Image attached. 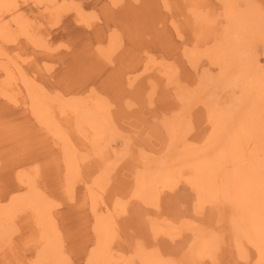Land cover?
Returning <instances> with one entry per match:
<instances>
[{
    "label": "rangeland",
    "instance_id": "1",
    "mask_svg": "<svg viewBox=\"0 0 264 264\" xmlns=\"http://www.w3.org/2000/svg\"><path fill=\"white\" fill-rule=\"evenodd\" d=\"M55 1L59 2V6L65 3V1L74 3L75 6L70 7L67 3V6H64V10L54 11L53 15H51V12L46 10L43 5L39 4L41 6L39 7L35 0H19L17 7L18 14H22L24 19L26 18L25 20L29 22L31 32L33 31L32 33L35 35V38L39 36L37 39L45 41L43 42L45 46L36 47L31 45L24 35L14 36L16 40H10L11 38H9L6 41L7 43L4 41V44L0 41V51L5 53L4 55H0L1 86L3 85L2 77L6 78L5 74L9 72L6 68L13 69L15 64L11 62L15 59L23 66L27 77L33 78L49 94L61 95L64 100L73 97L72 100L69 99L73 102L78 101L75 97L77 96L79 100L84 98L83 101L87 100L88 102L95 103L99 100L95 94L97 93L98 97H102V100L108 106H111V108L109 106V112L114 117L115 127L111 128L113 131L111 136L113 138L110 141L111 147L109 151H105L104 155L97 156L94 154L93 149H91L92 146H90L89 142L85 141L84 145L82 143L83 139L77 133L72 135L76 145L80 149L82 148L83 152L85 151L83 155L85 154L84 156H87V158L82 163L81 159L83 157L79 155L78 158L80 159L78 160L83 167V174L80 177L81 180H77L78 183L75 185L73 194L67 193L66 180L68 174L66 173L67 165L64 164V155L61 153L62 144L33 115L24 84H20L17 81L12 82L8 91L11 94L18 91V95L12 94L8 99L0 94V204L6 205L9 203L18 191L20 194L26 193L27 195L30 182L34 189L37 188L40 192L42 191L43 194H46L47 197L50 196L48 198L53 204H56L52 208V214L57 219L56 222L61 232V238L63 237V248L69 259L71 258L70 262L72 264H87L89 252L95 246L97 239V233H94L93 227L95 216L92 213L93 209L91 206L93 201L90 193L91 187L94 188V182L97 178L95 175L99 172H104V170H106V173L111 171L110 175L109 173L107 174V184L110 183L109 186L120 184L119 188H121V191H118L120 194L124 193L122 196L124 199H127L131 190L129 185L132 184L131 179H128V177L133 175L141 166L140 157L143 155L142 152L144 151L153 156H162L163 152H166L170 138L167 135V126L165 124L170 119H175L177 108L181 104L186 105L185 112L190 113L188 116L191 119L190 123L193 124L191 128H194L189 133V140L203 143L206 139L211 126L209 120H207L208 112H206V104L194 103L195 98L193 100L192 97L194 94L196 95V89L193 87L201 86L203 83L207 85L208 80L206 81V79L216 77L220 72V66L213 63L214 54L212 55L210 51V47L215 39H211L208 34L209 26H212L211 24L214 21L218 20V22L224 23L223 17L226 6L224 5V1L220 0ZM235 2H238L239 6L244 4L243 0H235ZM257 2L264 10V0H257ZM79 6L88 16L90 13L93 14V18L91 17L86 20L87 24L85 23L86 21H82L77 16L76 8ZM198 14H201L200 16L203 17L201 18ZM197 15L199 16L198 20H196ZM3 16L1 23L16 27L10 13H5ZM206 26H208L206 36L204 33L202 35L203 38H199L197 31H202ZM112 35L113 38L110 40L109 38ZM251 40L243 48V53L246 55V59H250L249 65H254V69L264 73V43L262 41L259 42V39L255 38ZM113 42L115 44L119 42V44L116 46ZM103 52L106 53L104 54ZM192 52L196 55L193 62L198 63L193 64L191 61L193 64L191 66V63L188 61L192 58ZM17 54L21 56L19 57ZM190 54L191 56L188 57ZM9 55L10 57H8ZM207 55L208 58L210 57L209 60L207 59ZM19 58L23 60L21 61ZM25 59H27V62L24 61ZM151 61L153 64H151ZM156 62L160 64L158 65ZM195 65L198 66L194 67ZM144 66L149 68V71H145L146 68ZM164 68H170L171 70L167 71ZM197 71L198 74L196 73ZM252 71L254 72V70ZM168 72H173L171 73L173 78L175 73V77L179 74L176 78L178 80L177 84L175 78L176 81L169 80V84L172 86H169L168 83L166 84L168 82L166 77L167 74L169 75ZM216 73L217 75H215ZM128 80H131L129 81L130 83L135 82L129 85ZM180 83H182L181 87L179 86ZM183 83H186V89ZM230 88L226 90L232 94L235 92V94L239 93L238 89ZM178 90H183L182 92H186L185 95L187 96L181 94L182 92ZM89 92L91 95H89ZM207 92L205 93V97L204 94L202 96L205 99L208 98ZM217 92L220 94L221 90H217ZM176 95H184L187 100L185 98H182V101L178 100L179 98ZM231 97L233 96H228L227 100ZM67 101L65 100V102ZM102 103L104 104V102ZM189 109H191V112ZM56 113L59 122L65 121L66 117L61 115L59 109H56ZM168 119L169 121H167ZM193 119L194 122H192ZM120 128H123L120 130L121 132L119 131ZM114 138L117 140H114ZM126 138L132 139L130 141L131 145H124V141L127 140ZM129 146L131 149L130 153L123 160L119 161L120 163L116 162L114 160V152L123 151ZM113 147L115 150H113ZM141 149H143L142 152ZM106 165L109 167H105ZM186 174L189 175L187 171L184 173V176ZM29 177L33 180H30ZM177 187L173 191L166 189L161 194L158 206H146L147 204L137 201L134 204H127L130 205L129 208L133 206L136 207L135 209L140 210L142 215L139 218V226H134L133 223L127 222L130 218L128 213L126 215H122V211L119 213L115 219L116 225L129 224L130 230L128 229L126 233L120 232L118 234L120 236H117L112 242L111 245L115 248L113 251L114 259L120 255L117 260L125 261L124 257H129V254L131 256L135 248L134 244L141 241L138 240L139 238L148 240V249H160V252L164 255L174 258H178L180 254L179 257H183L182 253L190 245L189 242L192 236L190 231H184L181 238H176L173 241L169 238H163H166V236H157L156 238L150 227L151 223L163 221L162 219L165 218L173 219L176 223L184 222L189 218L190 222L194 220V223L199 224L203 228L206 227L205 229H210L212 226V229L216 230V234L220 237L219 243L221 242L217 253V256L220 258L219 264H254L256 258L252 247L248 248L249 258L247 260L241 259L238 257L236 251L230 249L229 246L233 245L229 238V233L227 234V231L229 232L228 223L224 221L219 222L221 211L211 206H205L206 208L201 209L197 202L198 197H196V192L184 180L180 181ZM69 194H72L71 197ZM193 204H196V206ZM121 205L123 207L126 204L123 203ZM2 224L3 220H0V225ZM6 224L10 228L6 232L7 234H2L0 230V264H32L33 260L37 257L39 248L45 245L43 243H46L45 238L41 236V228L34 210L25 207L21 211H18V213L16 212L15 218L10 222H6ZM90 238H92L91 241L89 240ZM227 238L229 241L226 240ZM224 240L228 242L226 243ZM121 253L126 255H122ZM121 255L124 258L122 260ZM201 264L211 263L204 261Z\"/></svg>",
    "mask_w": 264,
    "mask_h": 264
},
{
    "label": "bare ground",
    "instance_id": "2",
    "mask_svg": "<svg viewBox=\"0 0 264 264\" xmlns=\"http://www.w3.org/2000/svg\"><path fill=\"white\" fill-rule=\"evenodd\" d=\"M35 1L38 3V5H43L46 10L50 11L51 15H53L54 11L57 12L64 10V6H67V3L70 7L75 6L74 3H69L66 1L63 4H60V6L58 5L59 2L55 0ZM220 1H224V5L226 6L223 17L224 23H220L218 22V20L214 21L211 24L212 26H209L208 34L210 35L211 39H215L214 43L210 47L211 49H209L212 55L214 54L213 63H216L220 66V72L218 75L217 73L215 74L217 75L216 77L206 79V81L208 80V86L203 83L201 84V86L199 85L198 87H193L196 89V95L194 94L195 97L194 95L192 97L193 100L195 98L194 103H202V105L204 103V105H207H205V107L207 108L206 112H208L207 120H209L211 126L209 128V133L206 139L203 141V143H198L196 141H192L191 139L189 140V133L194 128H191L193 124L190 123L191 119H189L188 116L190 113L185 112L186 105L181 104L177 108L175 119H170V121L168 119L167 121L169 122H166L165 124L167 126L166 131L168 132V134H166L169 135L168 137L170 138V142L166 152H163L162 156H153L152 154L149 155L144 151L142 152L143 149H141V152L143 153V155L141 154L142 156L140 155L142 164L140 167L137 166L139 168L135 171V173L128 177V179H131L132 184L129 185L131 190L127 199L123 198L122 195L124 193H119V191H121V188H119L121 186L120 184H112V186H109L110 183L107 184V174L109 173L110 175V170V172L108 173H106V170H104V172H99L95 175L97 178L94 182V188L90 186V193L93 201L91 206V208L93 209L92 213H94L95 216V223L93 227L95 231L94 233H97V239L95 246L91 249V252H89L90 254L88 256L87 264H201L204 261H207L211 264H219L220 258L217 256V253L220 248L219 245L221 244V242L219 243L220 237L216 234V230H213L212 226L211 228L209 227L210 229H205L206 227L203 228L199 224L194 223L193 219V221L190 222V220H188L189 218L185 220L189 222L184 221L181 223H176L173 219L165 218L162 219L163 221H155L151 223L150 227L152 229V233L154 234V236H156V238L157 236H166V238H163H169L173 241L176 238H181L184 231H190L192 234L191 241L189 242L190 245H188V248H185L186 250L184 251V253H182L183 257H179L181 255L180 253L178 258H174L169 255H164L162 252H160V249H148V240H144L142 238H139L138 240L141 241H136L137 243L134 244L135 248L133 246L134 251L133 253H131L132 255L130 256L129 254V257H124L125 261H119V259L117 260L120 255L115 259L113 257V251L115 250V248L112 247V242L120 232L126 233L130 228V225L126 223H123V225L121 226L116 225L115 219L117 218L119 213L121 211L123 213L122 215H126L128 213V215H130V218L127 222L133 223L134 226L140 225L139 218L140 215H142L140 213V210L135 209L136 207L133 206L129 208L130 205L127 204H134V202L137 201L147 204L146 206H158L161 200V194L166 191V189H170L173 191V189H175L178 186L179 182L182 180L189 184L196 192V197H198L197 202L199 203V207L201 209H203L205 206H211L221 211V216L219 215V222L224 221L225 223H228L229 232L227 231V234L229 233V238L231 239L233 245L229 246L230 249L232 251H236L238 257H240L241 259L247 260L249 258L248 248L252 247L254 249V256L256 258L254 264H264V73L259 72L257 69H254V65H249L250 59H246V55L243 53V48L250 43L249 40L251 39H259V42L262 41L264 43V10L258 4L257 0H243L244 4L242 6H239L238 2H235V0ZM18 2L19 0H0V41L4 44V41L6 42L7 40H9V38H11L10 40H16L17 36L24 35L26 40L30 42L31 45L36 47L45 46V44H43V42L45 41H39L37 39L39 36L35 38V35L32 33L33 31L31 32L29 22L25 20L26 18L24 19V17H22V14H18ZM165 3L167 4V2ZM40 5L39 7H41ZM76 9L77 16L82 21H86L91 17L93 18V14L90 13V15L88 16L87 13L80 8V6ZM5 13H10V16L13 17L12 19L15 22L16 27L7 26L4 23H1V20L4 17L3 15ZM193 13L195 14L194 11ZM198 15L196 20H198V17L201 14L199 16ZM204 16L206 15L204 14ZM85 23L87 24V21ZM207 29L208 26L203 28L202 31H197V35L199 36V38H203L202 35L204 33L206 36ZM14 36L16 37L14 38ZM111 38H113V35L109 39L111 40ZM113 40L115 41V39ZM118 44L114 43V45L116 46ZM111 51L113 50L111 49ZM14 53L16 54V52ZM4 54V52L0 51V55ZM20 56L21 55H19V57ZM189 56H191V54L188 55V57ZM8 57H10V55ZM107 57L109 56L107 55ZM195 57L196 55H194L193 53V59L191 58L188 62L191 63L192 61L193 64H197L198 62H193V60H195ZM209 58L207 55L208 60ZM27 59H25L24 61L27 62ZM14 60L11 62L15 64L13 69L6 68L7 70H9V72L3 70L4 72H6V78L2 77L3 87L0 83V94L9 99V97H11L10 95L12 94L18 95V91H15L12 94L10 93V91H8L12 82L17 81L20 84H24L27 90V98L29 101V105H31L33 115L37 118L39 123L42 124L48 131H50L62 144L61 153H63L62 155H64V164L67 165L66 173L68 174L67 176L69 178H67V180L65 178L64 179L68 184H66V188L68 190L67 193H72L73 191H75L74 188L76 183H78L77 180H81L80 177L83 174V167L79 162L78 159L80 158L78 157L79 155L83 157L81 159L82 163L87 158V156H84L85 154L83 155L85 151L83 152V150H81L82 148L80 149V147L76 145V142L74 141L72 135L74 133H77V135H79L83 139L82 143L84 145L85 141L89 142L90 146H92L91 149H93L95 155H104L105 151L110 150V141L113 138H111L113 132L112 129L113 127H115L114 117L111 116V112H109L110 105L108 106L107 103L102 100V97H98L97 93L95 94L97 96V99L99 100L95 103L92 102L93 104L91 103V101H83L84 96L82 97L83 99H81L82 101L79 100V97L75 96L76 99H78V101L75 99L77 102L70 101L73 97L69 98L70 100L65 99L68 100L67 102L69 103H67L61 97V95L49 94V92L43 86L37 84L35 80H33V78L30 79V76L27 77L25 73L26 71L24 70L23 66L16 60ZM22 60L23 59H21V61ZM160 63L157 64L159 65ZM192 63L191 66L193 65ZM151 64H153V62ZM171 65H173V63H171ZM197 66L195 65L194 67ZM144 67L143 69L146 68ZM170 68L166 70L170 71L173 66L171 69ZM251 69L254 70V72ZM212 70L214 71V69ZM145 71H149V68H146ZM171 73L173 72H170L169 75L167 74L166 76L168 79V82H166V84L168 83L169 86H172L169 84V80H175L179 76L178 74V76L175 77V73L174 79ZM196 73L198 74V71ZM129 81L131 80H128V82ZM133 82H129V85L133 84ZM177 82L178 80L176 81V84ZM181 84L182 83H180L179 85L180 87ZM184 84V88L186 89V83H183V85ZM230 87L238 89L239 93L235 94V92L232 94L230 93V91L226 90ZM217 90H221V93L219 94ZM205 91H208L207 99L204 98L206 93ZM153 92L155 93V91ZM185 93L182 92L181 94L185 95ZM203 94L204 97H202ZM89 95H91L90 92ZM89 95L87 94L88 97H90ZM184 95H176V97L179 98L178 100L182 101V98H185V96H187ZM231 95L233 97L227 100V97ZM103 99L105 100V98ZM14 100L16 99L14 98ZM101 100L102 102H104V104L101 102ZM56 109H59L61 115L66 117L65 121H63L62 123L57 120ZM190 110L191 109H189V111ZM172 115L174 116L173 113ZM167 118L169 117L167 116ZM192 122H194V119ZM200 127H202V125H200ZM121 129L123 128H120L119 131ZM115 139L116 138H114V140ZM131 140L132 139L125 140L124 145H131ZM113 150H115L114 147ZM130 150L131 149L129 146L123 151H115L114 160L116 162L123 160V158L130 153ZM86 154L88 155V153ZM105 167L109 166L106 165ZM64 168L66 169V167ZM186 171L189 173V175L186 174V176H184V173H186ZM29 185L30 187L27 195L26 193L20 194L18 191L11 198L9 203H7L6 205L0 204V220H3V224L0 225L1 233L4 234L10 230L6 222L12 221L15 218L16 212L18 213V211H21L25 207H29L30 209H33L35 215H37V221L41 228V236L46 240V243H43L45 245L39 248L37 257L34 260L32 259V264H72L70 262L71 258L69 259L67 253H65V250L63 248V237L61 238V232L59 231L60 229L58 228V223L56 222L57 219H55L52 214V208H54L56 204H53V202H51V200L48 198L50 196L47 197L46 194H43L42 191L40 192L39 189H34L33 185L30 182ZM123 203H125L126 205H123L122 207L121 204ZM193 205L196 206V204ZM167 214L165 215L167 216ZM227 234L226 236L228 237ZM92 238H90L89 240L91 241ZM226 240L229 241L228 238ZM228 241L225 242L227 243ZM178 250L180 251V249ZM122 255L121 260L124 259Z\"/></svg>",
    "mask_w": 264,
    "mask_h": 264
}]
</instances>
